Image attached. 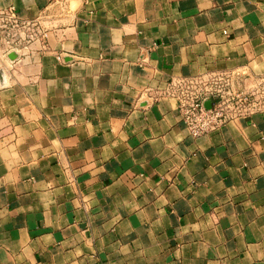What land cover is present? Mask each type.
<instances>
[{
	"label": "crops",
	"instance_id": "1",
	"mask_svg": "<svg viewBox=\"0 0 264 264\" xmlns=\"http://www.w3.org/2000/svg\"><path fill=\"white\" fill-rule=\"evenodd\" d=\"M8 6L45 35L0 36V264H264V114L192 139L165 93L264 74V0Z\"/></svg>",
	"mask_w": 264,
	"mask_h": 264
},
{
	"label": "built area",
	"instance_id": "2",
	"mask_svg": "<svg viewBox=\"0 0 264 264\" xmlns=\"http://www.w3.org/2000/svg\"><path fill=\"white\" fill-rule=\"evenodd\" d=\"M41 34L37 26L19 21L12 6L0 9V36L9 50L19 39ZM165 93L176 100L180 122L192 139L218 132L235 119L264 114V74L243 80L239 73L221 72L204 79L177 80ZM206 102H210L209 109Z\"/></svg>",
	"mask_w": 264,
	"mask_h": 264
},
{
	"label": "water",
	"instance_id": "3",
	"mask_svg": "<svg viewBox=\"0 0 264 264\" xmlns=\"http://www.w3.org/2000/svg\"><path fill=\"white\" fill-rule=\"evenodd\" d=\"M7 58H8L10 61H14V60L17 58V55H16L15 53H9V54L7 55ZM205 107H206L207 109H209V108H210V102H206V103H205Z\"/></svg>",
	"mask_w": 264,
	"mask_h": 264
},
{
	"label": "rangeland",
	"instance_id": "4",
	"mask_svg": "<svg viewBox=\"0 0 264 264\" xmlns=\"http://www.w3.org/2000/svg\"><path fill=\"white\" fill-rule=\"evenodd\" d=\"M33 39H35V37H34ZM1 43H2V42H1ZM6 51H7V50H6ZM6 51H4V53H3V54H5V52H6ZM5 58H6V56H5ZM7 59H8V58H7Z\"/></svg>",
	"mask_w": 264,
	"mask_h": 264
}]
</instances>
